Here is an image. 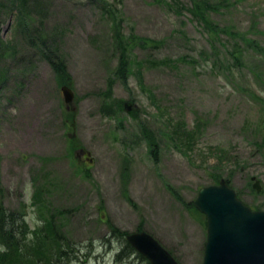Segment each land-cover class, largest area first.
Listing matches in <instances>:
<instances>
[{
  "label": "rangeland",
  "instance_id": "374dc122",
  "mask_svg": "<svg viewBox=\"0 0 264 264\" xmlns=\"http://www.w3.org/2000/svg\"><path fill=\"white\" fill-rule=\"evenodd\" d=\"M166 1L0 0V208L21 241L40 245L21 264H149L114 229L201 264L205 217L193 202L221 179L264 210V0H228L211 36L191 0ZM149 192L166 201L164 224Z\"/></svg>",
  "mask_w": 264,
  "mask_h": 264
},
{
  "label": "water",
  "instance_id": "95a60500",
  "mask_svg": "<svg viewBox=\"0 0 264 264\" xmlns=\"http://www.w3.org/2000/svg\"><path fill=\"white\" fill-rule=\"evenodd\" d=\"M61 92L66 105L72 104V89L62 85ZM124 106L130 109L126 103ZM252 186L259 191V180ZM194 205L207 218L202 264H264V211H251L223 179L218 185L201 188ZM126 240L151 264H177L148 233L134 232L127 235Z\"/></svg>",
  "mask_w": 264,
  "mask_h": 264
},
{
  "label": "trees",
  "instance_id": "16d2710c",
  "mask_svg": "<svg viewBox=\"0 0 264 264\" xmlns=\"http://www.w3.org/2000/svg\"><path fill=\"white\" fill-rule=\"evenodd\" d=\"M162 4H167V5H173L174 1L171 3H168L166 0H160ZM192 5L190 14L194 18V21L196 24L203 30L206 31L207 35H219L221 30L219 28L218 24H215L213 22L212 14H219L222 12L223 8H227L229 6V1L228 0H191ZM201 23V25L199 24ZM224 35H233L230 31H227ZM240 40H244L249 43L251 48L254 50L256 49H261L258 46V43L255 40L252 39H246L242 38ZM223 43H229L228 39H225ZM39 46L42 49L43 47V42L42 40L39 41ZM231 49H229V56L240 66H242V55L236 54L235 51L238 50L237 45L235 43H230ZM43 51V49H42ZM227 51V49H226ZM202 56H205L204 51H200ZM264 56V55H262ZM45 58L48 60L49 64L53 68L54 72L57 75L62 74L60 66L54 62L47 54L45 55ZM262 61H264V57H260ZM192 62H195L193 60ZM214 66H216L217 63L215 61L213 62ZM66 85L70 86V82L68 81L65 83ZM71 87V86H70ZM200 124V125H199ZM197 129L201 130L202 129V123L201 121L197 122ZM263 136V135H262ZM259 151L261 153H264V146L260 147ZM230 155L225 152L224 155H218L217 158L222 162V160H225L229 157ZM218 183V182H217ZM213 183V184H217ZM129 203H132L129 199L127 200ZM259 207H255V209H258ZM11 220H14L12 216L8 214L6 210L3 208H0V241L6 245L5 251H0V264H21L22 262H27L30 260L31 257L34 255H38V250L40 248V245L38 242H23L21 239L17 237L18 232H16L12 227H11ZM113 230V229H111ZM115 232L119 233L120 235H126V232H121L118 229H114ZM45 250L42 251V254L46 255L48 257V260L53 258V255H57L58 251L52 252L49 247H46ZM63 253V252H62ZM60 254L63 255V254Z\"/></svg>",
  "mask_w": 264,
  "mask_h": 264
},
{
  "label": "bare ground",
  "instance_id": "6f19581e",
  "mask_svg": "<svg viewBox=\"0 0 264 264\" xmlns=\"http://www.w3.org/2000/svg\"><path fill=\"white\" fill-rule=\"evenodd\" d=\"M34 112H29L28 111V116H27V118L26 119H22V121H25V120H27L29 117H31L32 116V114H33ZM32 118V117H31ZM45 119V118H44ZM40 130V132H41V129H39ZM44 130H45V128H44ZM40 132H38V134L40 135ZM43 134V136L47 139V140H50L52 137H53V132L51 131H49V135H47V136H45L44 135V133H42ZM43 139V144H44V142H45V139L44 138H42ZM42 144V145H43ZM59 147H60V143L59 142H57L56 143V145H55V151H57L58 149H59ZM106 163V165H110V164H112V157H111V155H108V157H107V161L105 162ZM53 165V164H52ZM154 197V193H151V192H149V193H147L146 194V198H145V201L149 204V206H150V213L154 216V218L157 220V221H159L160 223H162V224H164V222H163V219H162V216H161V212H167L168 210L165 208V206H166V201L165 202H163L162 201V198H153ZM197 263H199V260L197 261Z\"/></svg>",
  "mask_w": 264,
  "mask_h": 264
}]
</instances>
